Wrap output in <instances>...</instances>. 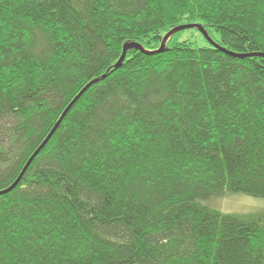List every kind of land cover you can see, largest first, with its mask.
Masks as SVG:
<instances>
[{"label":"trees","instance_id":"obj_1","mask_svg":"<svg viewBox=\"0 0 264 264\" xmlns=\"http://www.w3.org/2000/svg\"><path fill=\"white\" fill-rule=\"evenodd\" d=\"M264 0H0V264H264ZM208 43V42H207Z\"/></svg>","mask_w":264,"mask_h":264},{"label":"water","instance_id":"obj_2","mask_svg":"<svg viewBox=\"0 0 264 264\" xmlns=\"http://www.w3.org/2000/svg\"><path fill=\"white\" fill-rule=\"evenodd\" d=\"M188 29H196L199 31V33L204 37V39L208 42L209 45H211L212 48L214 49H218L219 51L231 55L233 57L236 58H245V57H263L264 58V54L263 53H247V54H236V53H232L228 50H226L225 48L220 47L218 44H216L215 42H213V40L208 36L207 32L203 29V27L199 24H189V25H182L176 28H173L171 31H169L162 39V42L159 46V48L153 52H148L146 51L140 44L138 43H134V42H129V43H125L123 45L122 48V53L120 58L118 59L117 63L114 65L113 69H118L121 67V64L123 62V60L125 59V55L127 53L128 50L130 49H134L143 53H160L163 52L165 49V45L167 43V41L169 40V38L180 31H184V30H188ZM106 75L102 76L101 78H97L94 79L92 81H90L79 93L78 95L71 101V103L66 107V109L63 111L61 117L59 118V120L57 121V123L55 124V126L53 127V129L51 130V132L49 133V135L46 137V139L42 142V144L36 149V151L33 153V155L29 158V160L27 161V163L25 164L24 168L22 169L21 173L19 174L18 178L16 179V181L8 188L5 190L0 191V195L5 194L10 192L11 190H13L18 183L20 182L22 176L24 175V173L26 172L28 166L30 165V163L33 161V159L37 156V154L41 151V149L46 145V143L48 142V140L51 138V136L53 135V133L55 132V130L57 129V127L59 126V124L61 123L62 119L65 117V115L68 113V111L71 109V107L75 104V102L80 98V96L93 84L97 83L98 81H100L101 79L105 78Z\"/></svg>","mask_w":264,"mask_h":264},{"label":"rangeland","instance_id":"obj_3","mask_svg":"<svg viewBox=\"0 0 264 264\" xmlns=\"http://www.w3.org/2000/svg\"><path fill=\"white\" fill-rule=\"evenodd\" d=\"M180 43L189 41L196 47H206L208 45L204 37L196 29L181 31L174 39ZM211 206L225 214H248L264 212V199L250 197L240 193H226L213 202Z\"/></svg>","mask_w":264,"mask_h":264}]
</instances>
